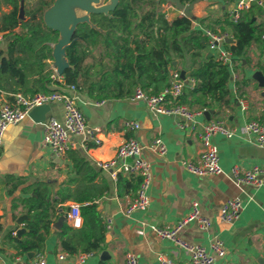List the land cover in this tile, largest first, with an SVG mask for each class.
Here are the masks:
<instances>
[{"label":"crops","instance_id":"1","mask_svg":"<svg viewBox=\"0 0 264 264\" xmlns=\"http://www.w3.org/2000/svg\"><path fill=\"white\" fill-rule=\"evenodd\" d=\"M237 1L194 2L190 9L191 16L188 17L191 25L214 32H219L224 27L225 33L227 32L230 37L226 21L231 19L230 13ZM21 2L24 12L23 18H19L26 20L33 8L43 3L45 13L54 0H37L36 5L30 0H20ZM159 7L165 11L169 20L182 15L172 1L161 0ZM12 9V0H0V58H8L9 55L8 45L12 34L3 16ZM75 13L68 14L67 17L74 20L85 14V11L75 9ZM241 17L250 20L253 25L264 31V0L262 6L253 3L241 13ZM17 31L19 27L13 29V32ZM227 44L231 43L224 42L221 46L228 49ZM50 45L53 47L54 44ZM100 49V46L94 48L82 66L96 65L100 60ZM208 56L216 58L218 52L206 48L196 58L195 65ZM50 60L53 59H48L47 62ZM103 60L108 64L109 60L106 57ZM192 60L194 59L186 55L184 65L183 60L177 58L173 61L174 68L184 70L186 76ZM50 67L54 71V67L51 65ZM171 70L168 68L165 78L147 79L142 76L138 82L132 78L121 77L120 85H111L106 94L100 97L88 95L79 78L81 87H77L78 106L84 113L87 123L100 128L98 137L101 142L97 145L89 142L83 147L80 138L72 136L74 147L57 157L43 143V123H36L27 116L19 123L7 127L0 147V264H17V257L32 258L39 253L44 254L46 264H73L74 257L71 256L73 254L64 259L59 258V255L65 252L61 246L60 231L64 222L71 225L67 217L70 204L80 205V197H91L94 194H97L94 203L101 213L105 227L107 221H110V225L106 227L103 249L92 252L84 264H125L127 251L135 254L137 264H160L158 260L160 253L176 260H185L187 255L183 250L169 239H159L150 226L173 225L190 211L193 201L198 203L200 215L208 217L211 224L203 229L195 221L189 222L178 232L182 239L204 247H208L212 238L220 239L226 253L222 257H216L215 264H264V176L259 184L236 185L226 175L234 165L244 169L253 165L264 168V146L255 144L252 138L239 132L232 137L214 134L212 140L217 146L219 163L225 174L196 175L184 170L180 164L184 158L194 161L200 158L202 143L198 133L202 124L209 119L221 120L238 131L244 123L264 118V87H260L252 77L255 71H261L264 75V41L261 39L252 41L244 56L238 59L231 58L230 79L227 84L229 94L224 101L209 105L194 103L198 94L189 92L192 83L189 79L186 81L179 101L191 108L205 106L208 112L207 115L196 116L195 124L188 129H181L176 117L150 114L144 103L132 96L137 86L152 93L161 91L170 81ZM5 86L15 87L10 79ZM14 92L0 88V104L10 101ZM243 104L245 108H242ZM49 116L63 120L61 103L50 104L47 113V117ZM127 120L137 121L139 128L135 131L128 129L125 126ZM129 136L137 138L145 147L142 149L141 157L151 165L152 181L147 190L149 197L147 209L126 214L125 210L135 196L136 190L119 195L117 177H111L109 173L99 169L96 163L99 160L113 158L118 145ZM155 137H160L166 145L163 157L157 156L149 148ZM79 167L90 169L80 170ZM105 185L107 191L103 190ZM84 188L87 190L82 195L80 191ZM37 191L53 206L47 212L51 218L48 227L40 223L38 233L44 238L41 247L33 250V255L29 257L27 253H20L16 248V242L9 240L7 234L12 232V235H16V230L24 227L26 231L20 237L16 236L18 238L25 236L27 222L31 216L26 203ZM99 191L102 193L101 196H98ZM234 197H238L242 202L239 216L230 223L222 222L219 218L221 205ZM88 202L89 199H85L83 203ZM24 213L29 219L17 224L16 218ZM56 222L61 223L59 227L54 226ZM102 251L108 254L104 259H100ZM78 253L80 252L74 255Z\"/></svg>","mask_w":264,"mask_h":264},{"label":"trees","instance_id":"2","mask_svg":"<svg viewBox=\"0 0 264 264\" xmlns=\"http://www.w3.org/2000/svg\"><path fill=\"white\" fill-rule=\"evenodd\" d=\"M179 1L188 5L194 0ZM160 3L161 0H118L116 7L108 13H91L89 22L77 23L72 41L66 48L68 66L64 69L62 80H57L52 77L53 69L47 61L53 59L50 43L58 41L59 33L45 25L43 3L33 8L29 12V18L25 20L19 18L20 0H12L13 9L3 16L12 39L8 45V58H0V88L28 95L39 90L48 91L52 84H74L76 87L85 86L88 95L100 97L106 94L111 85H120L121 77L132 78L135 82L142 76L147 79L165 78L168 68L175 69V59H182L186 65L185 56L189 55L194 59L186 75L194 80L189 92L198 94L193 102L209 105L224 101L229 94L227 84L230 65L213 56L204 57L195 65L196 58L208 48L209 37L202 28L193 27L185 15L167 19L165 11L159 7ZM226 24L233 40V43L227 44L233 59L244 56L250 43L261 39L263 31L248 19H230ZM15 27H19V31L13 32ZM225 30L223 27L221 31L215 32L225 33ZM98 46L104 51L99 55V62L96 65L82 66L90 52ZM14 53L17 55L14 56ZM104 57L109 60L108 64L104 62ZM9 79L15 87L5 86ZM139 182V176L119 174L118 194L137 190ZM85 190L87 189H82L80 194L83 195ZM103 190L107 191V185ZM101 194L99 191L98 196ZM95 197L97 194L80 197L83 221L79 228L63 221L60 234L61 246L65 252L74 254L99 252L103 249L106 227L94 203ZM85 199H89L87 204L83 203ZM52 206L51 202L39 195V191L26 203L31 216L25 236L18 238L12 232L7 234L9 240L16 242V248L21 254L41 247L44 238L38 230L41 222L47 227L50 224L51 218L47 212Z\"/></svg>","mask_w":264,"mask_h":264},{"label":"built area","instance_id":"3","mask_svg":"<svg viewBox=\"0 0 264 264\" xmlns=\"http://www.w3.org/2000/svg\"><path fill=\"white\" fill-rule=\"evenodd\" d=\"M253 3L263 5V0H238L235 7L231 10L230 18L233 21L241 17V13L248 9ZM182 13V9H180ZM183 15V13H182ZM204 32L209 37L208 49L218 52V59L224 63L231 64V53L228 49L221 46L225 42V38L229 37L227 33H216L209 29ZM1 38V37H0ZM264 41V31L261 35ZM52 77L62 80V74H58L54 68ZM192 78L185 76L183 79L179 69L170 71L169 84L157 93L146 91L140 86L134 88L133 98L142 101L146 110L154 115H167L178 118V126L181 129H188L196 122V116L203 115L207 112L206 107L191 108L182 103L178 98L183 94L186 81ZM59 86V85H57ZM61 89L36 91L33 94L25 95L20 91L12 93V99L0 104V147L3 142L4 133L9 125L17 124L28 116V112L34 107L41 104H51L59 102L63 108V120L60 121L54 116H49L43 122V143L51 152L60 157L68 150L74 147L71 140L72 136L80 138L83 147L89 142L99 144L101 142L98 137L99 127L90 126L87 119L78 106L77 87L74 84L59 86ZM245 108V105H242ZM125 126L135 131L139 128V123L134 120L125 121ZM239 132L247 137L252 138L253 142L259 146H264V118L262 120H250L239 127L235 128L227 126L223 121L217 119H209L204 122L199 130L198 136L202 143V151L197 161L189 159H181L180 164L184 170L196 175L208 174H225L219 163V155L216 144L212 140L214 134H220L224 137H232ZM145 148L139 143L137 138L129 136L124 139L117 148L113 158L97 161L99 169L106 171L113 178L119 174L126 176H139L140 182L135 192V196L128 204L125 213L130 214L133 211L146 210L149 205V197L147 190L152 181V172L150 163L141 157L142 149ZM157 156L163 157L166 152V145L160 137H155L149 146ZM236 185L243 184H259L264 176V168L259 165H253L244 169L238 165H234L226 173ZM242 209V202L238 197L227 199L219 210V218L222 222L230 223L234 221ZM67 217L71 222V226L78 228L82 224V216L80 213V205L72 203L67 211ZM195 221L201 228L209 227L211 221L208 217L201 216L199 213L198 203L192 202L190 211L179 218L171 226L151 225L152 232L159 239H169L176 247L183 250L187 258L185 260H176L166 254L160 253L158 260L160 264H215L216 257L225 255L226 250L220 239L212 238L208 247L190 243L182 239L178 232L189 222ZM110 221H107L108 228ZM15 234V233H14ZM92 252H80L73 256V264H84L86 259ZM70 256L64 252L59 255L60 259ZM17 264H46L44 254H36L32 258H16ZM125 264H137V258L133 252L125 253ZM230 264V263H226Z\"/></svg>","mask_w":264,"mask_h":264},{"label":"water","instance_id":"4","mask_svg":"<svg viewBox=\"0 0 264 264\" xmlns=\"http://www.w3.org/2000/svg\"><path fill=\"white\" fill-rule=\"evenodd\" d=\"M172 1L177 8L182 9L183 15L186 17H190V9L193 6V3L198 1L194 0L188 5H183L179 0H169ZM100 0H54L53 4L48 11L43 13V20L45 25L54 31L59 33L58 41L52 47V58L54 60V65L56 66V71L58 74H63L64 69L68 66L67 59L65 57L66 48L70 45L74 33V29L77 23L79 22H89L91 13H108L113 10L118 0H110V3L105 5H99ZM73 4V5H71ZM71 5L69 11L68 6ZM78 6L81 10L85 11V14L78 16L77 19L74 20L72 24L68 21L67 15H74L75 6ZM23 2L20 3V13L19 17L23 18ZM67 17V18H66ZM225 42L232 43L233 40L231 37H226ZM61 55L65 58V63L62 62ZM180 75L183 79H185V71L180 70ZM252 77L258 82L260 87H264V75L261 71H255L252 74ZM61 89L57 85L49 86V90H58ZM50 110V104L45 103L38 106H34L29 112L28 117H30L36 123H43L47 117V113ZM208 112L205 113L207 115ZM28 220L29 217L26 213L18 216L16 218V223L20 224L24 220ZM60 222H56L54 226H60ZM26 231V228L21 227L16 230V235L20 237V235ZM33 251L27 252V255L31 257L33 255ZM108 256L106 251H102L100 253V259H104Z\"/></svg>","mask_w":264,"mask_h":264},{"label":"rangeland","instance_id":"5","mask_svg":"<svg viewBox=\"0 0 264 264\" xmlns=\"http://www.w3.org/2000/svg\"><path fill=\"white\" fill-rule=\"evenodd\" d=\"M30 1H32V4H33V5H36V4H37V0H30ZM45 1H48V0H45ZM108 3H110V0H100L99 5H105V4H108ZM75 9H76L77 11L81 10L77 5L75 6ZM100 52H101V53H104L103 48L100 49ZM49 64H50L52 67L56 68V66L54 65V60H50V61H49ZM141 156H142V155H141Z\"/></svg>","mask_w":264,"mask_h":264},{"label":"bare ground","instance_id":"6","mask_svg":"<svg viewBox=\"0 0 264 264\" xmlns=\"http://www.w3.org/2000/svg\"><path fill=\"white\" fill-rule=\"evenodd\" d=\"M71 5H73V4H71ZM71 5H69L68 8H69ZM68 8H67V9H68ZM66 18H67V17H66ZM76 19H77V18H76ZM74 20H75V19H74ZM74 20H71V19L68 18V21L70 22V24H72V23L74 22ZM61 59H62V62L65 63V58H64L63 55H61Z\"/></svg>","mask_w":264,"mask_h":264}]
</instances>
